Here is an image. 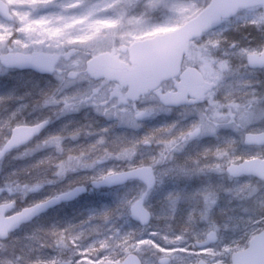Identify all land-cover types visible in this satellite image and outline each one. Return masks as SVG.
Returning a JSON list of instances; mask_svg holds the SVG:
<instances>
[{"label":"clouds","instance_id":"obj_1","mask_svg":"<svg viewBox=\"0 0 264 264\" xmlns=\"http://www.w3.org/2000/svg\"><path fill=\"white\" fill-rule=\"evenodd\" d=\"M171 26L182 39L173 69L136 81L95 71L93 43L0 29V81H13L0 94L12 102L0 107V264H78L63 231L37 221L102 189L105 218L130 222L105 245V264H237L264 241V0H170L145 30ZM108 32V46L129 39L119 21ZM37 50L50 67L11 62ZM161 115L167 140H110L104 128L80 142L82 120L139 129ZM204 137L217 143L189 152Z\"/></svg>","mask_w":264,"mask_h":264},{"label":"rangeland","instance_id":"obj_2","mask_svg":"<svg viewBox=\"0 0 264 264\" xmlns=\"http://www.w3.org/2000/svg\"><path fill=\"white\" fill-rule=\"evenodd\" d=\"M3 1L8 5L13 20L7 22L0 18V29L8 28L11 30L19 27L27 32L39 30L53 37L66 39L69 43H93L95 47L100 49L97 53L114 51L119 57H124L119 51L120 46H126L137 39L149 37L175 27L145 30L149 20L163 16V13L168 9L170 0H105L104 3H109L108 9L103 8L105 6L103 0H47L46 3L38 2V0ZM117 21L121 22L127 29L129 39L125 44L108 46L107 42L110 35L108 29L115 28ZM250 34L256 35L255 32ZM123 35L124 33H116L114 38L118 39ZM45 44L49 49L56 47L55 44L48 41H45ZM37 51L51 55L45 50ZM10 82L13 83V81ZM0 107H4V104ZM167 118L171 120V117ZM81 122L86 124V135L82 134L80 137V142L85 144L88 143L89 138L96 136L99 130L104 128H107L105 134L111 140L142 138L145 134H151L150 130L155 127V123H152L153 119L146 121L144 126L139 129L128 125H113L111 121L103 119L95 122L83 120ZM119 126L125 136L118 134ZM53 127L56 126L53 125ZM158 129L159 132L154 135L161 141L170 138L162 127ZM227 134L226 130L221 131L222 137L227 136ZM216 143L215 138L204 137L199 144H190L188 150L197 154L202 146H213ZM111 203L112 197L106 194V190L93 191L76 202L75 209H73L75 219L72 223L69 221L65 227H60V216L65 212L63 207L42 215L37 223L44 226L54 224L59 230H62L67 242L77 250L76 260L78 264L103 262L106 252L109 251L105 245L111 241L114 233L119 230L122 234L124 230L130 227V222L126 216L113 215L105 218L103 214L109 210ZM81 216H85L88 221L80 222L78 218ZM160 226L166 227L167 225L161 221ZM171 226L179 228L182 226V222L178 218L172 222ZM45 253L49 256L55 255L51 248H46Z\"/></svg>","mask_w":264,"mask_h":264},{"label":"water","instance_id":"obj_3","mask_svg":"<svg viewBox=\"0 0 264 264\" xmlns=\"http://www.w3.org/2000/svg\"><path fill=\"white\" fill-rule=\"evenodd\" d=\"M226 2L239 3L240 0H226ZM0 18L8 22L13 20L8 6L2 0H0ZM175 31L176 27L150 37L135 40L128 45V61L138 70V80L165 75L173 69L175 51L182 43L181 37L169 35V33ZM123 50H125V47L121 48V51ZM94 59L95 71L105 67L119 69L124 67L123 62L108 52L99 53ZM190 83L195 86L196 82L191 81ZM136 211H139V209ZM262 258H264V241H256L251 247L237 254V264H256ZM84 264H105V261L99 263L85 262Z\"/></svg>","mask_w":264,"mask_h":264},{"label":"flooded vegetation","instance_id":"obj_4","mask_svg":"<svg viewBox=\"0 0 264 264\" xmlns=\"http://www.w3.org/2000/svg\"><path fill=\"white\" fill-rule=\"evenodd\" d=\"M123 46H120L119 47V51L122 53V55H124V57H119V55L117 53H115L114 51L110 52L115 58H117L119 61L123 62L124 63V67L122 69H119V68H103L101 70H98V72H102V73H106L108 75H111L113 77H116V78H119V79H126V80H129V81H136L138 80L137 76H138V73L135 71L134 67L129 65V64H126L128 62V49H127V45L125 46V50L121 51V48ZM169 121L170 122V119H168L167 117H164L163 115H161L160 117L156 118V119H153V122L152 123H155V127L154 129L150 130V133L151 134H157L159 132V129L160 127H162V125L164 124L165 121ZM159 122V123H158ZM56 126V125H54ZM121 127L119 126L118 127V134L121 135V136H125L124 133H122ZM193 155H195L196 152L194 151H191ZM103 190V189H102ZM87 193L83 194L82 196L85 197ZM83 197H80V198H83ZM79 198V199H80ZM78 198L75 199V200H72L70 202H67V203H62L60 204L57 208H65V209H72V207L75 206L76 202L79 200ZM70 221L72 223L73 221V216L71 214V217H70Z\"/></svg>","mask_w":264,"mask_h":264},{"label":"snow or ice","instance_id":"obj_5","mask_svg":"<svg viewBox=\"0 0 264 264\" xmlns=\"http://www.w3.org/2000/svg\"><path fill=\"white\" fill-rule=\"evenodd\" d=\"M38 2L46 3L47 0H38ZM37 23H40V21H37ZM23 60H28L41 67H50L53 62V58L42 51L33 52L30 56L27 57H16V56L11 57V62H21ZM141 211L142 210L136 211V214L139 215Z\"/></svg>","mask_w":264,"mask_h":264},{"label":"trees","instance_id":"obj_6","mask_svg":"<svg viewBox=\"0 0 264 264\" xmlns=\"http://www.w3.org/2000/svg\"><path fill=\"white\" fill-rule=\"evenodd\" d=\"M11 85H12V83L10 81H7V82L0 81V94H2L5 89L11 87ZM11 103H12L11 101H0V105H2V106H3V104H4V106H6V105L11 104ZM72 211H73V209H69L66 213L62 214V216H61V226L62 227H65V225L68 223L69 218H70L69 214ZM78 220L80 222L88 221V219L85 216L79 217Z\"/></svg>","mask_w":264,"mask_h":264},{"label":"bare ground","instance_id":"obj_7","mask_svg":"<svg viewBox=\"0 0 264 264\" xmlns=\"http://www.w3.org/2000/svg\"><path fill=\"white\" fill-rule=\"evenodd\" d=\"M104 1H105V0H103V3H104ZM104 4H105V6H104L103 8H104V9H108L109 3H108V2H105ZM112 5H113V4H112Z\"/></svg>","mask_w":264,"mask_h":264}]
</instances>
